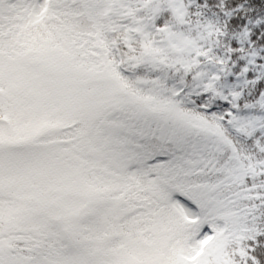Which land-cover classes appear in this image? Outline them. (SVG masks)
I'll use <instances>...</instances> for the list:
<instances>
[{
  "label": "snow or ice",
  "instance_id": "1",
  "mask_svg": "<svg viewBox=\"0 0 264 264\" xmlns=\"http://www.w3.org/2000/svg\"><path fill=\"white\" fill-rule=\"evenodd\" d=\"M0 264H264V0H0Z\"/></svg>",
  "mask_w": 264,
  "mask_h": 264
}]
</instances>
